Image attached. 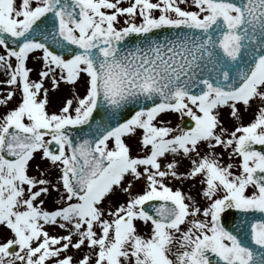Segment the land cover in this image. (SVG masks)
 Here are the masks:
<instances>
[{"label":"snow or ice","instance_id":"1","mask_svg":"<svg viewBox=\"0 0 264 264\" xmlns=\"http://www.w3.org/2000/svg\"><path fill=\"white\" fill-rule=\"evenodd\" d=\"M0 49V264H264L222 222L264 215V0H0Z\"/></svg>","mask_w":264,"mask_h":264},{"label":"water","instance_id":"2","mask_svg":"<svg viewBox=\"0 0 264 264\" xmlns=\"http://www.w3.org/2000/svg\"><path fill=\"white\" fill-rule=\"evenodd\" d=\"M15 45H13L14 47ZM127 109H124L123 112L126 115L127 114ZM101 115L103 113L99 114L96 116V119L99 120ZM187 123V120H185V124ZM87 131V129H85ZM253 217L257 219H264V215L260 213H254V214H249L245 216V214L241 213L238 210L231 209V210H226L224 214H222V222L229 227L230 229H235L240 231L242 234L249 231V224L248 221H251ZM255 247V245H253ZM257 247V246H256ZM258 248V247H257ZM264 251V250H259V252Z\"/></svg>","mask_w":264,"mask_h":264},{"label":"rangeland","instance_id":"3","mask_svg":"<svg viewBox=\"0 0 264 264\" xmlns=\"http://www.w3.org/2000/svg\"><path fill=\"white\" fill-rule=\"evenodd\" d=\"M0 52H2V49H0ZM37 55H39V53H37ZM27 65H28V67L33 68V73L31 75H32V78L35 79L36 78V69L39 68L40 65L32 57H30L29 60L27 61ZM0 71H3V70H0ZM5 79H7V77L5 76V74H3V76H0V81H3ZM7 88H8L7 85H5L3 83H0V95H3L4 94V91ZM81 91H83V89H81ZM67 94H68V88L66 86H63L62 85L60 92L59 93H56L55 95L56 96H64V95H67ZM12 103L13 104L15 103V99L12 101ZM0 110H2V109H0ZM48 206L51 207V202L50 201L48 202Z\"/></svg>","mask_w":264,"mask_h":264},{"label":"bare ground","instance_id":"4","mask_svg":"<svg viewBox=\"0 0 264 264\" xmlns=\"http://www.w3.org/2000/svg\"><path fill=\"white\" fill-rule=\"evenodd\" d=\"M4 72L3 71H0V76H3Z\"/></svg>","mask_w":264,"mask_h":264}]
</instances>
